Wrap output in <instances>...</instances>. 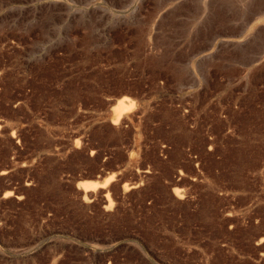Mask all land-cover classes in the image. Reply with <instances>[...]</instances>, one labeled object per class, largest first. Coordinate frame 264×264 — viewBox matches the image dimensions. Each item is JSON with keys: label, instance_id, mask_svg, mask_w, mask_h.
Instances as JSON below:
<instances>
[{"label": "rangeland", "instance_id": "rangeland-1", "mask_svg": "<svg viewBox=\"0 0 264 264\" xmlns=\"http://www.w3.org/2000/svg\"><path fill=\"white\" fill-rule=\"evenodd\" d=\"M0 264H264V0H0Z\"/></svg>", "mask_w": 264, "mask_h": 264}, {"label": "bare ground", "instance_id": "bare-ground-1", "mask_svg": "<svg viewBox=\"0 0 264 264\" xmlns=\"http://www.w3.org/2000/svg\"><path fill=\"white\" fill-rule=\"evenodd\" d=\"M125 105V104H123ZM128 106V104H127ZM120 108V106H119ZM118 109V108H117ZM130 109V108H129ZM126 110H128V108L122 106L120 109H119V117L123 114V112H125ZM118 111V110H117ZM114 177L111 176L110 178H108L107 180H105L104 182H100V181H91V182H88L85 184V190L88 191V190H95L97 189L98 187H103L105 186L110 180H112ZM85 183V182H84ZM83 183V185H84Z\"/></svg>", "mask_w": 264, "mask_h": 264}]
</instances>
